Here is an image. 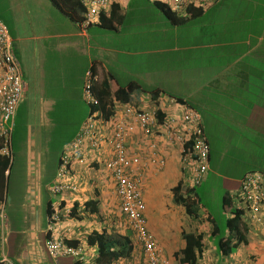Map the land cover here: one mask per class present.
Here are the masks:
<instances>
[{"label": "crops", "instance_id": "0c3cea01", "mask_svg": "<svg viewBox=\"0 0 264 264\" xmlns=\"http://www.w3.org/2000/svg\"><path fill=\"white\" fill-rule=\"evenodd\" d=\"M109 1L99 23L88 29L70 21L48 0H9L8 8L0 10V20L20 62L25 94L33 81L34 92L42 99L39 107L31 101L27 106V175L19 194L6 192L0 214V260L75 264L73 257L47 254L45 243L60 240L66 247L81 248L87 262L96 264L97 248L88 244L89 237L102 232L111 237L132 235L124 226L113 184L96 169L95 157L91 166L79 163V157L71 159L66 181L82 187L80 191L50 193L58 167L49 179L47 159L42 161L43 131L50 126L45 115L53 108L73 113L82 103L86 120L82 84L88 69L95 77L94 88L101 92L106 83L112 100L118 88L139 84L145 90L130 94L129 105L133 107L159 109L167 116L180 114L183 106H188L200 114L209 148L203 181L208 182L212 174L223 180L225 219L234 217V209H238L235 198L243 176L248 172L264 175V0H188L200 9L180 26L170 24L154 6L155 0ZM37 77L41 81L36 82ZM153 93H158L157 98ZM146 143L140 135L133 136L127 152L133 167L142 173L147 228L161 258L178 264L175 255L185 247V233L203 238L199 264H264V203L257 212H241L248 227L246 243L223 257L211 236L214 216L198 205L194 187L182 176L180 147L167 140L160 142L166 163L157 170V163L147 159ZM224 158L246 161L240 171L234 163L224 168L222 175L217 164ZM35 159L41 161L36 168L32 166ZM178 184L181 190L185 188L182 194L194 190L191 197L196 195L198 202L191 210L195 216L184 204L175 202L173 190ZM52 217L59 218L52 222ZM134 251L129 260L116 264H148L141 248Z\"/></svg>", "mask_w": 264, "mask_h": 264}, {"label": "built area", "instance_id": "2783aa9c", "mask_svg": "<svg viewBox=\"0 0 264 264\" xmlns=\"http://www.w3.org/2000/svg\"><path fill=\"white\" fill-rule=\"evenodd\" d=\"M87 8V20L90 24L96 15L107 9L109 0H79ZM174 8L184 0H170ZM94 77L88 71L84 78L82 97L90 108V113L77 135L63 150L57 171L55 185L50 189L54 194L74 188L65 182L71 159L79 157V163L85 162L96 154L106 156L102 166L114 183L115 193L120 201L122 214L132 230L134 244L141 248L148 264H168L161 258V251L153 234L147 228L145 218L146 204L141 190L142 173L133 167L128 156L127 144L133 136L140 135L147 140V156L157 163V170L165 166V158L160 152V142L166 139L178 145L181 150L182 176L186 177L190 187L199 185L208 171L209 148L201 128L200 114L183 106L182 113L169 114L158 121L153 109L133 108L118 103L115 113L104 120L99 111V101L94 91ZM24 82L20 63L11 51V40L6 26L0 21V156L12 159L11 135L16 111L22 102ZM116 102V101H115ZM189 144V146H187ZM148 161H145L144 166ZM236 207L243 213L257 212L264 203V177L258 172H249L241 180L235 198ZM0 201V214L4 209ZM58 220V217H52ZM47 253L52 258L73 257L75 264H88L81 248L66 247L60 240L45 243ZM0 264H12L7 258Z\"/></svg>", "mask_w": 264, "mask_h": 264}, {"label": "trees", "instance_id": "16d2710c", "mask_svg": "<svg viewBox=\"0 0 264 264\" xmlns=\"http://www.w3.org/2000/svg\"><path fill=\"white\" fill-rule=\"evenodd\" d=\"M48 1L52 3L57 9H59L60 12L64 13L70 21L74 23H82L85 26L84 28L87 29L90 26L97 25L99 23V18H101L100 16L101 14L99 13L100 15L99 14L96 15V18L93 22H91L90 24H85L87 20V16H86L87 8H84L80 4L79 0H48ZM154 6L164 14V17L173 26H180L188 18L197 16L200 9L194 6L193 4H190L188 0H184V2L181 5H179L177 8H174L170 0H165V1L155 0ZM79 13L83 15L80 16ZM76 14H78L79 16H77ZM11 51L14 57H16L14 49L12 47H11ZM108 89L109 87L106 83L101 85V90H102L101 92H98L99 89H95V88L93 89L99 101L98 109L101 115H103L102 118L104 120H109V117L115 113L113 110L115 109L116 104L123 103L129 105L130 94L138 89L145 90V87H142L139 84H131L126 88H118L113 93V99L115 100H112L110 98V92ZM157 95L158 93H153L152 97L157 98ZM20 106L21 105H19L18 108ZM133 108H137V107H133ZM86 109H87L86 112V116H87L89 114L90 108L86 106ZM17 111L14 121L13 132H12V144H11L12 150L14 146L13 140L15 136V127L17 121L16 119L18 118L17 115L20 113V111H18V113ZM155 116L158 121H162V119L165 117L162 115L159 109L155 110ZM202 131L204 133L203 128ZM187 146H189V144H187ZM208 162H209V156H208ZM92 163H90V166ZM11 166L12 163L10 164V161L7 158H4L3 156L0 157V200L4 201V204L6 203V197H5L6 180L7 177H9L10 175L9 173L8 175H6L5 173L6 171H10ZM91 168L94 169L93 167ZM96 169H98V166L96 167ZM82 176L85 175L82 174ZM187 190L188 191H185L182 194L181 184H178L173 190L174 199L175 202L177 203L181 202L182 204H184L186 211L189 214L192 213L195 216V214L191 210V207L194 204H196L198 200L195 199L196 195H194L195 197L194 196L191 197V193L194 190H190V189ZM232 210H233V206L231 205L230 211L232 212ZM234 211H235L234 217L229 219H225L223 217V225H221L220 223L218 224L216 220H215L216 222L214 221L213 222L214 224L212 225L213 232L211 233V236L215 237L216 249H218V251L221 253L223 257H227L229 254L234 253L235 250L241 244L246 243L245 237L248 232L247 224L245 223V221H243L242 217H240L242 211L240 209H234ZM182 237L185 242V247L183 248V250H181V252L175 255L178 264H199L198 261L202 258V251H203L202 236L184 233ZM130 238L131 237L129 236V234L126 235L115 234L113 237H111V236H107L105 232H102L100 234H95L94 237L92 236L89 237L88 244L91 246L95 245L97 248V264H114V263L116 264L122 260H129L133 256L135 252L134 251L135 248Z\"/></svg>", "mask_w": 264, "mask_h": 264}, {"label": "rangeland", "instance_id": "374dc122", "mask_svg": "<svg viewBox=\"0 0 264 264\" xmlns=\"http://www.w3.org/2000/svg\"><path fill=\"white\" fill-rule=\"evenodd\" d=\"M9 0H0V10L3 8H8ZM3 7V8H2ZM37 81H41L39 77L36 78ZM33 81L28 84L29 91L24 93L23 99H29L22 104V108L20 107V113L17 115L16 127H15V136L13 140V154H12V166H11V176L6 180L5 189L6 192L14 191V195L19 194V189H23V182H25L26 174V161H25V133L27 129L26 120H27V106L29 101L33 105L40 106L41 105V95L39 92H34V87H32ZM38 89V88H37ZM53 108L50 112H47L45 118H48L50 121V126L48 125L45 128V142L42 143V147L45 150V158L42 159L44 161L47 159V177L50 179L53 175H55L57 171V167L59 164V159L63 147L67 144L73 134L78 130L81 121L85 117V109L83 104L80 103L79 108H75L74 112L63 111V109ZM55 110V111H54ZM35 111L33 110V113ZM83 122V121H82ZM245 159H233V158H224L221 159L217 164L220 168V173L222 174V170L226 168L228 165H232L234 163L238 164V171L243 168V164L245 163ZM40 160L35 159L32 162V166L34 168L40 166ZM264 166V165H263ZM29 169L30 170H33ZM104 169V167H101ZM28 170V169H27ZM28 171V173H30ZM34 171H32L31 175H33ZM223 175V174H222ZM221 175V176H222ZM51 176V177H50ZM224 183L223 180L214 174L210 175V178L207 181H203L200 185L194 186L195 192L199 198L198 205L203 207L208 212H210L217 223L223 225V215H222V204H223V196H224ZM185 190L182 189L183 192ZM207 224V223H206ZM208 225V224H207Z\"/></svg>", "mask_w": 264, "mask_h": 264}, {"label": "clouds", "instance_id": "9594fccd", "mask_svg": "<svg viewBox=\"0 0 264 264\" xmlns=\"http://www.w3.org/2000/svg\"><path fill=\"white\" fill-rule=\"evenodd\" d=\"M109 6V5H108ZM105 11V10H104ZM102 13H104V12H102ZM102 13H100V14H102ZM99 14V15H100ZM1 21V20H0ZM2 22V21H1ZM3 23V22H2ZM4 24V23H3ZM80 24V26H82V27H85L82 23H79ZM7 28V27H6ZM8 30V29H7ZM12 47V46H11ZM18 60V59H17ZM19 61V60H18ZM20 63V62H19ZM90 72L91 73V75H92V77H94V75H93V71L91 70V69H88L86 72H85V75H86V73L87 72ZM85 75H84V78H85ZM84 78H83V81H84ZM24 82V81H23ZM94 82H95V77H94ZM25 86V85H24ZM82 88H83V86H82ZM93 89H94V87H93ZM24 93H25V88H24ZM24 93H23V96H24ZM96 95V94H95ZM97 97V96H96ZM22 100H23V98H22ZM21 104V103H20ZM19 104V105H20ZM86 104V103H85ZM121 104H123V103H121ZM87 106V105H86ZM89 113H90V109H89ZM89 115V114H88ZM88 115H87V117H88ZM103 116V115H102ZM16 117V116H15ZM87 117H86V119H87ZM84 122H85V119H84ZM83 122V123H84ZM81 128V127H80ZM75 138V137H74ZM73 138V139H74ZM73 141V140H72ZM11 144H12V135H11ZM69 144V143H68ZM67 144V145H68ZM66 145V146H67ZM65 146V147H66ZM64 147V148H65ZM64 150V149H63ZM63 150H62V152H61V155H60V158H61V156H62V153H63ZM12 154H13V150H12ZM1 157V156H0ZM4 157V156H3ZM4 158H7V157H4ZM95 158H96V164H97V166H98V169H99V171H101V173H103V174H105V175H107L106 173H105V170L104 169H102L101 167H103L102 166V162H104V160H105V158H106V156L104 157V155L102 156V157H96L95 156ZM9 161H10V164L12 163L11 161H12V159L10 160L9 158H7ZM86 163H92L91 162V158H89L88 160H86L85 161ZM59 165H60V159H59V164H58V168H59ZM70 165H71V162H70V164H69V167H70ZM11 169V168H10ZM69 169V168H68ZM8 173H10V171H6V175H8ZM249 173V172H248ZM258 173H260V172H258ZM247 174V173H246ZM260 174H262V173H260ZM263 175V174H262ZM108 176V175H107ZM69 177V175L66 177V178H68ZM244 177V176H243ZM263 177H264V175H263ZM108 178L111 180V178L108 176ZM65 182H67L66 181V179H65ZM142 182H143V180H141V190H142ZM87 183V181H85V184ZM111 183L113 184V187H114V183L111 181ZM69 184V183H68ZM82 186H84V184H82ZM69 187H72V188H74V190H72V189H69V190H66V191H64V192H69V193H77L78 191H80V188H82V187H79V186H77L75 183H71V184H69ZM64 192H62V193H57V194H63ZM50 193L51 194H53V195H57V194H54V193H52L51 191H50ZM114 194H115V196L117 197V199H118V201H119V198H118V196L116 195V193H115V188H114ZM142 194H143V191H142ZM6 197V196H5ZM143 198H144V194H143ZM1 201V200H0ZM144 201H145V199H144ZM119 203V207H120V201L118 202ZM146 204V203H145ZM5 207V206H4ZM85 210H91V209H87V208H84ZM3 211H4V209H3ZM120 211H121V208H120ZM3 213V212H2ZM1 213V214H2ZM122 213V212H121ZM145 213H146V211H145ZM123 215V214H122ZM123 217H124V226L131 232V234H132V230L128 227V225H127V223H126V219H125V216L123 215ZM1 218H3V217H1ZM59 218V217H58ZM51 221L52 222H57V220H52L51 219ZM244 221V220H243ZM147 222V221H146ZM246 223V222H245ZM149 230V229H148ZM150 231V230H149ZM131 241H132V243H133V245H134V247L135 248H137L138 249V247L134 244V241H133V235H131ZM158 245V244H157ZM45 246V245H44ZM46 249V248H45ZM46 252H47V250H46ZM96 253H97V251H96ZM48 254V253H47ZM83 254H84V252H83ZM49 255V254H48ZM3 258H5V257H3ZM2 258V259H3ZM8 259V258H7ZM86 262H87V258H86ZM88 263V262H87ZM89 264V263H88ZM97 264V263H96Z\"/></svg>", "mask_w": 264, "mask_h": 264}]
</instances>
